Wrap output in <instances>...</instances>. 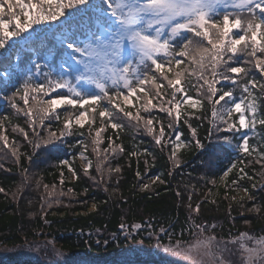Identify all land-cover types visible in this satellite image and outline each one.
Instances as JSON below:
<instances>
[{"label":"snow or ice","instance_id":"obj_1","mask_svg":"<svg viewBox=\"0 0 264 264\" xmlns=\"http://www.w3.org/2000/svg\"><path fill=\"white\" fill-rule=\"evenodd\" d=\"M0 50H6L0 53V101L30 118L33 108L28 106L33 101L39 106L41 128L45 127V117L52 121H59L61 115L64 117L59 135L49 129L47 137L37 131V120L32 119L34 140L28 142L34 149L71 135L74 124L81 128L86 121L94 124L98 113L101 127L95 131L93 152L99 160L104 118H108L112 129L123 127L119 120L113 121L115 112L137 123L142 121L150 135L155 133V144L160 145L165 138V126L158 121L159 131L156 132L152 109L164 113L165 118H172L167 127L177 134L169 139L179 142L177 125L181 122L182 105L195 108L203 99L214 104L211 112L213 127L216 139L222 141L203 153L207 157L208 172L213 173L218 167L215 161L222 155L230 158L228 149L234 141L235 150L248 156L258 148H264V144L256 147L249 144L257 123L264 126V102L258 108L257 97L253 95L257 87L255 70L264 76V0H0ZM25 52L32 54L26 63ZM186 59L197 64L199 69L197 82L187 86L182 84L185 72L179 71ZM249 64L251 68L248 69L242 66ZM149 84L155 90L151 98L144 101L143 111L148 115L137 113L133 116L130 111H125L133 97L140 99L138 92L149 97L151 89L144 87ZM165 85L169 91L162 92ZM190 88L197 90L199 99L188 94ZM259 88L264 90V83ZM237 89L241 93L239 97L234 96ZM259 95L264 96V91ZM40 96L49 98H38ZM153 99H157V103L154 104ZM222 101L224 105H221ZM215 105H221V108L218 110ZM65 106L79 110L72 113L57 111ZM233 112L238 114L237 121L231 120ZM192 135H196L195 129ZM3 139L7 146V137ZM24 139L28 140L27 132ZM261 140L264 141V134H261ZM196 144L203 148L199 140ZM178 147L179 143H173L170 149V159L176 168L180 167L176 158ZM110 149L111 145L104 152ZM123 151V147L117 146L111 149V155L116 157ZM13 155H16L15 150ZM41 155L46 159L39 163H49L60 161L65 153L57 145L46 148ZM80 155L86 159L83 152ZM27 158L36 163L31 155ZM107 159L105 155L96 168L101 180L103 163ZM262 161L264 152L256 162ZM63 163L68 161L63 160ZM229 163L228 171H231L236 164L230 160ZM91 167L92 162L87 160L83 174L89 175ZM69 170L74 178H79L74 170ZM24 171L27 173L28 169ZM113 171L120 173L121 168L110 166L107 169L109 181ZM136 176L143 181L139 171ZM29 179L25 175L24 181ZM150 181L141 183L142 191L151 190L156 181L165 183L160 176L150 178ZM60 183L63 184V179ZM44 187L47 190L48 186ZM2 192L4 189L0 188ZM195 193L193 186L186 197L189 215L183 225L178 220H169L157 226L150 219L129 227L148 231L149 238L156 240L157 248L171 253V258L179 257L183 252L184 260H176L175 264H206L204 257H210L212 264H264V235L243 233L233 238L229 230L228 237L218 238L216 224L197 223L193 218V214L198 216L201 208L200 204L193 205ZM181 195L177 190L176 196L180 198ZM251 210L257 214L261 211L257 207ZM120 228L123 230L124 225ZM185 234L194 235L195 242L183 241ZM194 252L201 257L199 261L194 259Z\"/></svg>","mask_w":264,"mask_h":264},{"label":"trees","instance_id":"obj_2","mask_svg":"<svg viewBox=\"0 0 264 264\" xmlns=\"http://www.w3.org/2000/svg\"><path fill=\"white\" fill-rule=\"evenodd\" d=\"M5 51L0 50V53ZM31 56L30 52L23 53L24 63ZM242 66L246 69L251 68L250 64ZM179 71L185 72L182 80L185 86L197 82L199 69L191 60L186 59ZM255 71L257 87L253 95L257 97L256 103L259 108L264 102V96L259 95L264 91L259 88V85L264 83V76H261L258 70ZM239 75L242 77L244 74ZM221 83L225 82L221 81ZM144 87L146 90L151 89L149 97L138 92L140 99L133 97L125 106V111H130L133 116L137 113L141 116L148 115L143 111L144 101L151 98L155 89L151 84ZM217 87L219 88L220 85L218 84ZM161 91H169L168 86L165 85V89ZM196 93L195 88H190L188 91L192 98L199 99ZM55 95L53 93V96ZM240 95V90L237 89L234 96ZM153 103H157V99H153ZM221 105H224V101ZM221 105L215 107L219 110ZM28 107L33 108L31 118L24 116L23 112H16L0 101V125H2L0 127V188L4 189V192L0 193V245L19 249L37 246L42 242L47 249L46 252H41L40 261H14L8 256L4 259L0 258V264H49L48 259H52L49 255L52 247L65 253L63 257L65 260L55 261V259L54 264H71L66 263L68 255H77L78 258H84L83 260L90 257L84 264H130L131 262L124 255L129 256L127 254L135 251L141 241L146 245L157 242L149 238L148 231H140L129 226L143 224L150 219L154 220L157 226L160 222L166 223L169 220H178L179 224L183 225L189 215L186 197L193 186L196 190L192 198L193 205H201L200 213L198 216L193 214V218L197 223L216 224L215 235L218 238L228 237L229 230L233 238L243 233L264 235L262 232L264 230V167H262L264 161L256 162L260 158V153L264 152V148H258L248 156L235 150L234 141L232 147L228 149L231 153L230 158L222 155L220 160L215 161L218 167L213 170L214 174L208 172L205 166L207 157L203 153L213 145L222 143L216 139L213 127L214 121L211 116L213 102L203 99L202 104L195 108L182 105L181 122L177 125L179 142L169 139L177 134L174 129L167 127L172 118H165L164 113L152 109L156 117L153 123L156 132L159 131L158 121H162L165 126V138L160 145L155 144V133L150 135L142 121L137 123L124 117L122 113L115 112L112 116L113 121L119 120L123 127L112 129L108 124V118L105 117L104 130L101 132L102 143L99 145L101 152L99 160L93 152L95 131L101 127L98 113L94 124L86 121L83 128L74 124L71 135L63 137L62 140L53 139L48 144H42L40 148L34 149L28 142L34 140L32 119L37 120V131L47 137L49 129L59 135L64 117L61 115L59 121L45 117V127L41 128L38 124L41 115L38 111L39 106L30 101ZM78 110L65 106L57 111L72 113ZM237 119L238 114L233 113L231 120L237 121ZM185 120L187 123L184 122ZM193 129L195 136L192 135ZM25 132L28 133V140L24 139ZM261 134H264V126L257 123L249 139L250 146L264 144ZM5 136L8 139L7 146L3 139ZM196 140L200 141L203 148L197 146ZM173 143L180 144L176 151V158L180 161L179 168L174 167L170 159ZM57 145L61 146L65 153L61 160L39 163L46 159L41 153L46 148H55ZM109 145L111 149L121 146L124 151L113 157L111 149L107 153L104 152ZM14 150L16 155H13ZM81 152L92 162L89 175L83 174V166L78 162ZM130 153L135 154L130 155ZM29 155L36 163L28 160ZM105 155L108 159L103 163L104 172L101 180V174L96 172V168L98 163L104 161ZM63 160H67L68 163L64 164ZM229 160L236 164L231 171H228ZM110 166L120 167L121 172L113 171L109 181L107 169ZM69 168L76 172L78 179L70 178ZM25 169H28L27 173ZM137 171L140 172L143 181L136 176ZM25 175L30 178L28 182L24 181ZM155 176H160L165 183L156 181L152 184L151 190L142 191L141 183H150V178ZM61 179L63 184L60 183ZM117 179L119 183L116 182ZM44 185L48 186L47 190ZM239 189H247L246 195L233 199V195ZM177 190L182 194L180 198L176 196ZM93 205L95 208L91 210ZM254 207L261 209L259 214L251 210ZM121 224L124 225L123 230L120 228ZM195 240L194 235L185 234L183 237V241L188 244L194 243ZM164 243L167 244L169 241Z\"/></svg>","mask_w":264,"mask_h":264},{"label":"rangeland","instance_id":"obj_3","mask_svg":"<svg viewBox=\"0 0 264 264\" xmlns=\"http://www.w3.org/2000/svg\"><path fill=\"white\" fill-rule=\"evenodd\" d=\"M79 163L83 167L86 166V159L80 158ZM245 195V191L242 189H239L238 192H236L233 197L235 199L241 198L242 196ZM93 209V206L92 208ZM46 246L44 243H40L39 245L35 246H30V247H25V248H19V249H12L10 247L6 246H1L0 245V258L4 259L8 256H11L14 261H24V260H32V261H40L42 257L41 252H46ZM65 253L59 252V250L56 247H52L51 252H49L50 257L52 259H48L50 262L49 264H54L55 261L57 260H65L63 259ZM125 256V258L131 262V264H175L176 260H184V253L182 252L179 257L171 258V253H164L162 248L158 249L157 246L155 245L152 246L151 249V244H145L141 243L139 244L136 248L135 251H130ZM123 256V257H124ZM194 259L199 261L201 257L199 255H196V253H193ZM90 257L86 258L89 260ZM56 259V260H55ZM84 259V258H83ZM81 258H78L77 255L72 256L68 255L67 256V262L66 263H86V259L83 260ZM206 264H212V260L210 257H204ZM55 260V261H54ZM121 261V259L119 260ZM46 262V261H45ZM65 263V262H64ZM112 263V262H111Z\"/></svg>","mask_w":264,"mask_h":264}]
</instances>
